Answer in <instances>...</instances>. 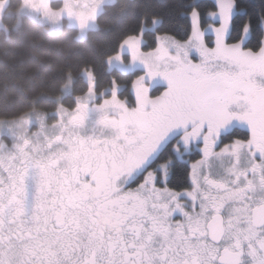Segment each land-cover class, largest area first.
I'll list each match as a JSON object with an SVG mask.
<instances>
[{
	"label": "snow or ice",
	"instance_id": "1",
	"mask_svg": "<svg viewBox=\"0 0 264 264\" xmlns=\"http://www.w3.org/2000/svg\"><path fill=\"white\" fill-rule=\"evenodd\" d=\"M159 5L181 28L142 17L106 58L126 83L83 69L0 138V264H264V0Z\"/></svg>",
	"mask_w": 264,
	"mask_h": 264
},
{
	"label": "trees",
	"instance_id": "2",
	"mask_svg": "<svg viewBox=\"0 0 264 264\" xmlns=\"http://www.w3.org/2000/svg\"><path fill=\"white\" fill-rule=\"evenodd\" d=\"M173 0H115L105 6L96 19V29L83 40L77 31L63 28L51 34L27 18L12 15L20 6L19 0H8L0 29V122L22 119L26 116L53 114L58 104L71 107L73 96L87 86L83 69L95 74L97 88L106 87L112 76L126 83L130 77L116 70H107L106 58L118 49L120 41L141 25V18L151 20L153 15L165 16L164 29L179 31L181 19L174 10L160 7ZM245 5H259L260 0H242ZM151 46L153 38L145 36ZM71 79L70 94L62 90ZM55 117H48L52 122Z\"/></svg>",
	"mask_w": 264,
	"mask_h": 264
},
{
	"label": "rangeland",
	"instance_id": "3",
	"mask_svg": "<svg viewBox=\"0 0 264 264\" xmlns=\"http://www.w3.org/2000/svg\"><path fill=\"white\" fill-rule=\"evenodd\" d=\"M19 8L12 13L13 17L17 20L20 18H27L42 26H45L51 34L60 33L63 28H71L77 31V39L83 40L89 31L96 29V19L103 11L105 6L111 5L115 0H19ZM42 5L38 7L37 5ZM8 0H0V29H6L2 19L6 14ZM68 8L73 10V15H69ZM47 10V14L45 13ZM83 13L87 19L85 20L86 27L81 28L76 15ZM107 70L110 71L109 64L107 63ZM111 70H118V65L115 61L112 62ZM121 73V72H120ZM83 79L88 83V76L84 71L82 73ZM71 79L62 90V96L70 94ZM45 116H26L22 119L12 122H0V138L6 142H11L9 139L10 132H23L26 128L30 127L32 131L36 130L39 120H43ZM48 117H54V113L47 115V122L50 124ZM31 121L30 125L27 121ZM21 125V127H17Z\"/></svg>",
	"mask_w": 264,
	"mask_h": 264
},
{
	"label": "clouds",
	"instance_id": "4",
	"mask_svg": "<svg viewBox=\"0 0 264 264\" xmlns=\"http://www.w3.org/2000/svg\"><path fill=\"white\" fill-rule=\"evenodd\" d=\"M113 227H115V225H113Z\"/></svg>",
	"mask_w": 264,
	"mask_h": 264
}]
</instances>
